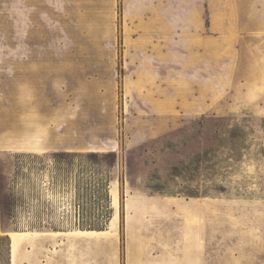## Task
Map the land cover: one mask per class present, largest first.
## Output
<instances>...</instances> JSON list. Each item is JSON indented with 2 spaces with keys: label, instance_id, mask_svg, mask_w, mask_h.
Returning <instances> with one entry per match:
<instances>
[{
  "label": "rangeland",
  "instance_id": "374dc122",
  "mask_svg": "<svg viewBox=\"0 0 264 264\" xmlns=\"http://www.w3.org/2000/svg\"><path fill=\"white\" fill-rule=\"evenodd\" d=\"M0 264H264V0H0Z\"/></svg>",
  "mask_w": 264,
  "mask_h": 264
},
{
  "label": "bare ground",
  "instance_id": "6f19581e",
  "mask_svg": "<svg viewBox=\"0 0 264 264\" xmlns=\"http://www.w3.org/2000/svg\"><path fill=\"white\" fill-rule=\"evenodd\" d=\"M11 234L13 236H15L17 240H20L21 241L22 239H28L29 240V239L33 238L36 233L35 232H32V231H24V232H13ZM44 235L46 237H50L51 238V237L54 236V233H52L50 231H46L44 233ZM57 246H58V244H57V242H55L54 247H57Z\"/></svg>",
  "mask_w": 264,
  "mask_h": 264
}]
</instances>
